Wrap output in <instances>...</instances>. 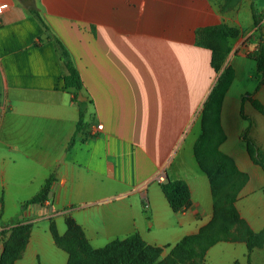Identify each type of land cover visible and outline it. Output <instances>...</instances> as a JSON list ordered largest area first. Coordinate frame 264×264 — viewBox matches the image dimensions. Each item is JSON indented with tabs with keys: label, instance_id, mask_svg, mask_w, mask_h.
<instances>
[{
	"label": "crops",
	"instance_id": "1",
	"mask_svg": "<svg viewBox=\"0 0 264 264\" xmlns=\"http://www.w3.org/2000/svg\"><path fill=\"white\" fill-rule=\"evenodd\" d=\"M26 1L0 0V231L9 235L12 219L50 176L56 188L50 212L24 219L32 226L14 264H67L51 223L64 236L73 222L93 249L136 233L161 250L160 261L210 223V185L193 145L214 78L210 51L194 40L196 30L219 24L239 30L225 60L234 78L221 106L220 151L247 176L235 204L239 216L252 231L264 227V173L245 150L248 122L241 117L256 122L252 136L264 149V117L250 102L264 106V77L248 57L258 52L251 4L264 15V0H240L226 12L223 0H32L36 11ZM32 12L69 51L91 102L68 151L78 107L62 86L66 68ZM159 176L186 183V211L172 212ZM203 264H248L246 246L219 242Z\"/></svg>",
	"mask_w": 264,
	"mask_h": 264
},
{
	"label": "trees",
	"instance_id": "2",
	"mask_svg": "<svg viewBox=\"0 0 264 264\" xmlns=\"http://www.w3.org/2000/svg\"><path fill=\"white\" fill-rule=\"evenodd\" d=\"M240 0H223L222 12L233 9ZM253 25L258 38V52L248 56L255 63L256 72L264 77V35L260 31V22L264 15L258 12L254 3L251 4ZM34 17L47 33L48 40L52 41L56 52L64 64L67 74L62 77V86L72 96V100L78 107V120L74 135L67 145V151L73 146L76 135L83 129L90 101L77 100L78 94H82V80L75 63L64 44L50 32L38 13L32 12ZM239 30L226 24H219L200 28L195 31V46L210 51V65L218 71L223 67L226 57L230 52V42L237 38ZM234 78V71L230 66L223 67L222 74L217 83L211 89L201 112V133L193 145V155L200 170L207 176L212 196L213 217L210 223L200 228L198 233L182 238L169 252L164 260L160 261L161 250L147 246L138 234H133L122 241H113L101 249H93L86 240L82 230L73 222H67V231L64 236L57 234L53 223L49 226V232L57 248L64 251L67 256V264H91L98 259L101 264H203L208 249L219 242H242L248 253L255 243L259 242L260 234L255 233L244 225L242 233L236 232V226L242 223L235 207L237 197L247 182L246 176L236 167L233 160L220 151V146L226 137L220 124V112L224 96ZM244 97H242L243 102ZM252 108L264 117V106L256 100H251ZM241 117L248 122V127L242 135L245 150L264 173V149L258 142L249 136L252 121L241 112ZM207 165L213 166L208 169ZM215 169V170H214ZM214 172L222 174L226 172L230 182L227 185L216 181ZM215 173V174H216ZM56 179L50 176L41 190L30 200L25 202L22 210L29 206L41 205L47 208L50 205L48 193L51 191ZM170 209L174 213L186 211L191 206L189 189L184 181H164L159 183ZM2 199H0V203ZM6 236V230L0 231V242L3 243V253L0 264H14L20 258L27 240L30 223H24V219L15 217Z\"/></svg>",
	"mask_w": 264,
	"mask_h": 264
},
{
	"label": "rangeland",
	"instance_id": "3",
	"mask_svg": "<svg viewBox=\"0 0 264 264\" xmlns=\"http://www.w3.org/2000/svg\"><path fill=\"white\" fill-rule=\"evenodd\" d=\"M250 56V55H249ZM211 66V65H210ZM223 67H225V63L223 64ZM223 67L218 70V71H215L212 67V74H213V84L215 85L219 79V77L221 76L222 74V70H223ZM204 105V103H203ZM203 105H202V108H203ZM202 108L200 109L199 111V114H198V135L201 133V112H202ZM253 125H251V129H250V132H249V136L253 139H255L252 134L254 132L255 129H257V125H256V122L253 121L252 122ZM258 130V129H257ZM243 135V134H242ZM256 140V139H255ZM257 141V140H256ZM258 142V141H257ZM244 144V143H243ZM259 144V142H258ZM250 158V157H249ZM251 160V159H250ZM207 168L208 169H213V166L211 165H207ZM215 170V169H214ZM240 171V170H239ZM241 172V171H240ZM216 172H214V175H215V178H216V181L220 184V183H223L224 185H227L230 180L229 178L227 177L226 175V172L222 173V174H215ZM243 173V172H241ZM245 176L246 174L243 173ZM247 178V176H246ZM263 188H264V184H263ZM241 218V217H240ZM242 219V223L243 224H239L236 226V232L239 234V233H242L244 231V225L246 224V226H248L247 222L243 219ZM249 228V226H248ZM250 229V228H249ZM251 230V229H250ZM255 233H261L260 235V238H259V242L253 244L254 245V248L253 250L251 251L250 253V261H253L254 262H257L256 264H264V227L259 230V231H253ZM91 264H101V262L98 260V259H95ZM252 264V263H250Z\"/></svg>",
	"mask_w": 264,
	"mask_h": 264
},
{
	"label": "water",
	"instance_id": "4",
	"mask_svg": "<svg viewBox=\"0 0 264 264\" xmlns=\"http://www.w3.org/2000/svg\"><path fill=\"white\" fill-rule=\"evenodd\" d=\"M24 4L28 10L36 11V7L34 6V3L32 0H28ZM77 100L80 102H84L86 101V98L81 93H79ZM55 188L56 186L54 185L51 191L48 193V199L52 198V194ZM51 210H52V207L46 210V208L42 207L41 205L29 206L24 212H22V214L19 216V219H25V218H29L35 215H44L47 211L50 212Z\"/></svg>",
	"mask_w": 264,
	"mask_h": 264
},
{
	"label": "built area",
	"instance_id": "5",
	"mask_svg": "<svg viewBox=\"0 0 264 264\" xmlns=\"http://www.w3.org/2000/svg\"><path fill=\"white\" fill-rule=\"evenodd\" d=\"M0 25H1V17H0ZM257 51H258V50H257ZM97 130H102V125H98V126H97ZM158 181H159V182L164 181V179L162 178V176H159V177H158Z\"/></svg>",
	"mask_w": 264,
	"mask_h": 264
}]
</instances>
